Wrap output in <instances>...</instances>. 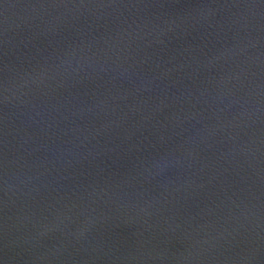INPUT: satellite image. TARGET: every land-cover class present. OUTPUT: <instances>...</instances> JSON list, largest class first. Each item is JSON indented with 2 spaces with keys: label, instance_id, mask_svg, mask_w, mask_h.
I'll list each match as a JSON object with an SVG mask.
<instances>
[{
  "label": "water",
  "instance_id": "obj_1",
  "mask_svg": "<svg viewBox=\"0 0 264 264\" xmlns=\"http://www.w3.org/2000/svg\"><path fill=\"white\" fill-rule=\"evenodd\" d=\"M0 264H264V0H0Z\"/></svg>",
  "mask_w": 264,
  "mask_h": 264
}]
</instances>
